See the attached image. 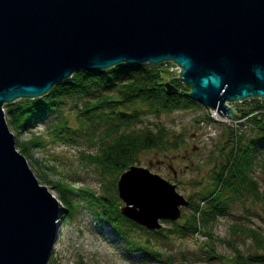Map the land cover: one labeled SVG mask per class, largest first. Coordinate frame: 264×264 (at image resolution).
Wrapping results in <instances>:
<instances>
[{"label": "water", "instance_id": "95a60500", "mask_svg": "<svg viewBox=\"0 0 264 264\" xmlns=\"http://www.w3.org/2000/svg\"><path fill=\"white\" fill-rule=\"evenodd\" d=\"M168 61L191 100L237 119L226 101H264V0H0V264H47L64 209L17 151L3 106L78 71ZM116 187L120 213L148 230L189 205L148 167Z\"/></svg>", "mask_w": 264, "mask_h": 264}, {"label": "trees", "instance_id": "16d2710c", "mask_svg": "<svg viewBox=\"0 0 264 264\" xmlns=\"http://www.w3.org/2000/svg\"><path fill=\"white\" fill-rule=\"evenodd\" d=\"M167 75L164 66L152 64H119L105 70L78 71L39 98L18 99L4 105L9 128L18 135L31 133L23 145L17 143L23 153L43 148L47 140L74 144L80 139L99 144L97 153L88 154L86 158L105 174L114 175L110 186L106 192L97 194L88 187H74L62 179L52 181L64 208L60 219L71 218L83 202L97 223H106L128 251L151 259L165 256L151 239L154 243L157 240L166 242L168 234L163 233V227L148 230L124 217L119 210L116 182L122 172L137 165L141 153L151 150L164 153L178 149L181 144V140L172 139L169 130L158 123L153 128L136 127L143 122V112L158 118L162 113L199 105L183 93L189 91V85H181L178 78L170 79ZM166 81L174 84L179 92L167 95ZM254 101L246 109L236 108L235 112L244 119L242 122L233 125L213 122L226 128L222 149L226 151L214 167L204 191L196 200L192 196L186 198L189 213L182 214L181 209L182 221H168L173 223V232L180 238L199 234L207 239L213 238L211 224L235 202L247 199L264 206V193L259 190L253 175L256 167L264 172V101ZM138 103L144 104L146 109L134 107ZM207 118L212 122L209 115ZM37 123L44 124V134L31 132ZM239 126L244 129L239 130ZM37 164L40 168V162ZM169 169L172 173L176 171L171 166ZM76 197L81 202L76 201ZM233 227L251 238L257 252L245 254L233 241L215 237L231 247L234 254L231 257L219 255L213 245L207 244L210 258H217L223 264H264V236L261 232L249 226ZM135 229L144 233L145 238L133 235ZM166 260L168 262L169 258ZM77 264L84 262L79 260Z\"/></svg>", "mask_w": 264, "mask_h": 264}, {"label": "rangeland", "instance_id": "374dc122", "mask_svg": "<svg viewBox=\"0 0 264 264\" xmlns=\"http://www.w3.org/2000/svg\"><path fill=\"white\" fill-rule=\"evenodd\" d=\"M165 65L167 64H164V62L159 64L162 67ZM175 66L165 69L168 72L167 77L177 80V77H180L178 73L180 68ZM177 81L179 84L184 85L180 79ZM254 100H258V98H249L231 103L226 101L225 104L235 111L236 108L246 109L249 105L255 103ZM195 103L200 106L193 105L186 109H176L170 113H162L158 118L143 112V122L136 125L137 128L143 126L153 128L158 123L169 130L172 139L181 140L178 149H171L164 153H158L155 150L141 153L136 164L148 167L150 171L158 173L174 183L178 193L187 199L192 196L194 200L197 199L199 193L204 191L205 186L209 185L212 171L216 164L222 160L226 151L222 150L226 139V128L215 123L243 120L240 116L237 119L227 117L225 113L222 116L216 110L210 111L208 107L198 102ZM134 107L141 110L146 109L145 105L140 103ZM69 108L70 105L67 104L66 109L69 110ZM215 112L221 117V121L215 118L217 117L214 114ZM208 115L212 118V122L208 120ZM231 124L233 125L235 122ZM9 129L14 134L17 151L25 157L39 185L46 186L53 197L58 199L57 193L51 184L52 181L57 179H62L74 187H88L97 194L106 192V189L110 186L114 175L105 174L100 168L90 164L86 158L88 154L97 153L98 143L91 144L80 139L74 144L51 143L43 137L47 140L45 146L33 149V151L26 154L17 145H23L31 133L23 132L18 135L11 128ZM243 129L244 126H239V130ZM44 131V124L39 123L31 129L34 134L39 132L44 134ZM37 162H40V168ZM170 166L176 170L175 174L169 169ZM253 175L259 190L264 193V172L256 167L253 169ZM75 200L81 202L78 197ZM121 205H123V202L120 200ZM181 209L182 214L185 215L190 211L188 207H181ZM59 221L58 236L47 264H77L79 260H82L84 264H223L217 258H210L206 245H213L216 253L222 256L231 257L234 251L215 237L233 241L246 254L257 252L251 238L231 227L249 226L260 231L264 236V206L259 202L247 199L233 203L225 214L217 216L216 221L211 224V231L214 235L211 239H207L200 234L180 238L173 232V223L162 221L163 233L168 234L169 240L166 242L157 240L154 243L151 239V242L156 248L164 252L163 259L157 257L146 258L128 251L119 239L110 232L106 223L103 221H100V225L97 223V220H95L91 211L86 209L83 202L80 203L71 218L67 220L60 219ZM178 221H182L181 216L176 220V222ZM132 234L145 238L144 233L139 232L137 229L133 230ZM168 258L169 260L166 262Z\"/></svg>", "mask_w": 264, "mask_h": 264}, {"label": "built area", "instance_id": "2783aa9c", "mask_svg": "<svg viewBox=\"0 0 264 264\" xmlns=\"http://www.w3.org/2000/svg\"><path fill=\"white\" fill-rule=\"evenodd\" d=\"M171 63H173V62H171ZM164 64H167V63H164ZM173 65H176L175 67L178 66L177 64L174 63V64H172V65L167 64V65H165L164 67H165V68H169L170 66H173ZM178 67H179V66H178ZM170 68H171V67H170ZM172 76H174V75H172ZM178 77H179V76H178ZM178 77H177V78H178ZM210 116H211V112H210ZM217 117H219V116L217 115ZM211 119H212V118H211ZM220 119H221V117H219V120H220ZM242 119H243V118H242ZM243 120H244V119H243ZM243 120H242V121H243ZM220 121H221V120H220ZM242 121H238V122H237V121H234V120H233V121H232V120H228V121H226V122H222V123L232 125V124H231L232 122H235V124H236V123H239V122H242Z\"/></svg>", "mask_w": 264, "mask_h": 264}, {"label": "bare ground", "instance_id": "6f19581e", "mask_svg": "<svg viewBox=\"0 0 264 264\" xmlns=\"http://www.w3.org/2000/svg\"><path fill=\"white\" fill-rule=\"evenodd\" d=\"M164 63H166V62H164ZM167 64H174V63H167ZM179 79V78H178ZM171 83V82H170ZM174 85V84H173ZM238 102H240V101H238ZM216 116H217V114H216V112L214 113ZM240 116V115H239ZM215 118H217V119H219V117H215ZM221 120V119H220Z\"/></svg>", "mask_w": 264, "mask_h": 264}, {"label": "flooded vegetation", "instance_id": "af4514ba", "mask_svg": "<svg viewBox=\"0 0 264 264\" xmlns=\"http://www.w3.org/2000/svg\"><path fill=\"white\" fill-rule=\"evenodd\" d=\"M175 173H176V171L175 172L173 171V174H175Z\"/></svg>", "mask_w": 264, "mask_h": 264}]
</instances>
